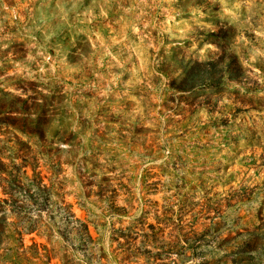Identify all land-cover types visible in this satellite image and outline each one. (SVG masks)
Here are the masks:
<instances>
[{
    "label": "clouds",
    "instance_id": "obj_1",
    "mask_svg": "<svg viewBox=\"0 0 264 264\" xmlns=\"http://www.w3.org/2000/svg\"><path fill=\"white\" fill-rule=\"evenodd\" d=\"M0 264H264V0H0Z\"/></svg>",
    "mask_w": 264,
    "mask_h": 264
}]
</instances>
